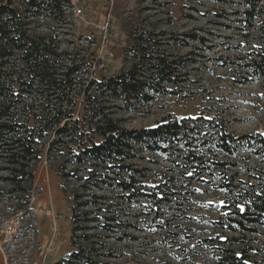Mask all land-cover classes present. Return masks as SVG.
<instances>
[{
  "label": "rangeland",
  "instance_id": "374dc122",
  "mask_svg": "<svg viewBox=\"0 0 264 264\" xmlns=\"http://www.w3.org/2000/svg\"><path fill=\"white\" fill-rule=\"evenodd\" d=\"M116 1L61 0L63 16L42 4L28 6L33 31L51 35L80 65L75 117L82 114L84 93L94 79L118 74L133 61L121 20L129 15L158 41L164 55L179 61L178 78L175 83L155 84V90L149 91L150 102L103 98L106 112L120 126L146 128L173 113L179 118H195L198 128L193 134L200 140L208 139L202 136L209 131L205 119L214 116L236 134L264 135V77L248 76L242 67L254 47L264 42V34L259 30L261 17L250 27L243 22L246 0H119V15L115 16ZM79 118L82 127L90 123L89 118ZM89 135L91 139L93 134ZM54 137L55 133L43 140L40 154L23 175L0 156V264H73L71 253L80 248L85 253L83 262L75 260L74 264H89L91 259L98 264H216L217 247L229 245L227 235H235L215 222L225 203L222 177L190 172L184 166L182 157L187 152L181 146L168 154L134 144L125 165L130 171H141V187L175 177L179 193L174 202L155 207L161 214L158 218L149 201L123 196L115 182L102 188L86 182L92 189L85 191L80 178L85 177L88 166L49 153ZM257 159L245 144L230 161L245 168L255 166ZM58 169L74 170L77 177L64 178ZM75 189L83 195L94 191L111 197L113 212L106 215L116 217L112 221L116 230L103 228L106 216L97 209L88 216L96 220L80 222L85 230L73 234ZM258 239L264 246V237ZM241 245L235 247L241 249Z\"/></svg>",
  "mask_w": 264,
  "mask_h": 264
},
{
  "label": "trees",
  "instance_id": "16d2710c",
  "mask_svg": "<svg viewBox=\"0 0 264 264\" xmlns=\"http://www.w3.org/2000/svg\"><path fill=\"white\" fill-rule=\"evenodd\" d=\"M41 1L0 2V156L13 165L12 170L23 175L30 162L40 154L39 145L55 133L49 153H55L67 162L72 158L77 166H88L85 177L80 178L82 186L87 187L85 191L92 189L85 185L86 182L97 188L112 186L115 182L123 196L145 198L154 210L160 204L174 202L179 193L175 190V177L141 187V171H130L125 165L126 156L134 144L168 154L181 146L187 152L182 158L190 172L223 178L220 188L225 194V203L215 222L223 230L238 236L228 234L226 240L229 245L217 247L216 264H264V246L258 239L264 237V135L236 134L214 116L205 119V129L209 131L202 136L208 139L200 140L193 134L198 128L195 118H179L173 113H167L157 124L146 128L120 126L106 112L103 98L123 99L126 103L141 98L150 102L149 91L155 90V84L163 81L175 83L178 78L175 72L179 61L164 55L158 41L129 15L121 17V20L130 39L128 51L132 53L133 61L118 74L94 79L84 93L82 114L75 117V97L80 93L74 92L80 65L51 35L33 31L28 11L30 6L42 4L46 10L53 13L59 10L56 14L63 16L61 0ZM118 1L113 8L115 16L119 15L121 6ZM242 15L248 27L261 17L259 30L264 34V0H246ZM187 34L192 39L203 40ZM244 60V74L263 78L264 42L257 44ZM79 117L89 118L90 123L82 127L83 121ZM89 134H93L91 139L87 137ZM245 144L258 158L253 167L243 168L239 162L230 161L238 156ZM220 156L224 158L220 159ZM63 166L62 169L66 165ZM229 170L233 171L227 174ZM60 175L77 177L74 170H61ZM75 190L73 234L85 230L80 222L96 220V217L88 216L97 209L106 216L107 223L102 225L103 228L116 230V223H112L116 217L106 215L113 212L110 210L113 205L108 201L111 197L94 191L83 195L79 189ZM84 196L88 198L85 201L82 200ZM100 205H106V208ZM153 212L161 217L157 210ZM238 243L244 247L237 249L235 244ZM84 254L83 248L72 252L73 264L75 260L83 262ZM89 264L98 263L91 259Z\"/></svg>",
  "mask_w": 264,
  "mask_h": 264
},
{
  "label": "built area",
  "instance_id": "2783aa9c",
  "mask_svg": "<svg viewBox=\"0 0 264 264\" xmlns=\"http://www.w3.org/2000/svg\"><path fill=\"white\" fill-rule=\"evenodd\" d=\"M10 230H11V227H10ZM8 233H11V232H8Z\"/></svg>",
  "mask_w": 264,
  "mask_h": 264
}]
</instances>
